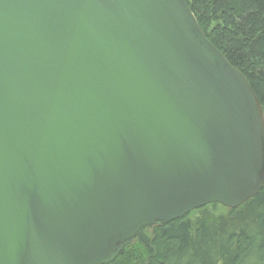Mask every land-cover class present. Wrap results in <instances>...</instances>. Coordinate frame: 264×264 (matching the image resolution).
<instances>
[{
  "label": "water",
  "instance_id": "1",
  "mask_svg": "<svg viewBox=\"0 0 264 264\" xmlns=\"http://www.w3.org/2000/svg\"><path fill=\"white\" fill-rule=\"evenodd\" d=\"M263 187L260 101L184 0H0V264H109Z\"/></svg>",
  "mask_w": 264,
  "mask_h": 264
},
{
  "label": "trees",
  "instance_id": "2",
  "mask_svg": "<svg viewBox=\"0 0 264 264\" xmlns=\"http://www.w3.org/2000/svg\"><path fill=\"white\" fill-rule=\"evenodd\" d=\"M184 1L207 38L246 76L264 114V0ZM219 206L226 211L217 213ZM109 264H264V187L237 208L213 203L146 227Z\"/></svg>",
  "mask_w": 264,
  "mask_h": 264
},
{
  "label": "rangeland",
  "instance_id": "3",
  "mask_svg": "<svg viewBox=\"0 0 264 264\" xmlns=\"http://www.w3.org/2000/svg\"><path fill=\"white\" fill-rule=\"evenodd\" d=\"M225 211L226 210L223 207H221V206H219L218 209H217V213H222V212H225ZM192 215H193V217H196V213L195 212L192 213ZM148 232H149L150 235H154V233H155L153 228L148 229ZM158 246L159 247L160 246L164 247L165 246L164 241H159Z\"/></svg>",
  "mask_w": 264,
  "mask_h": 264
}]
</instances>
